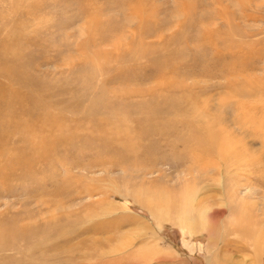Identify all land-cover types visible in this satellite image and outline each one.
Segmentation results:
<instances>
[{
	"label": "rangeland",
	"instance_id": "1",
	"mask_svg": "<svg viewBox=\"0 0 264 264\" xmlns=\"http://www.w3.org/2000/svg\"><path fill=\"white\" fill-rule=\"evenodd\" d=\"M263 236L264 0H0V264H261Z\"/></svg>",
	"mask_w": 264,
	"mask_h": 264
},
{
	"label": "bare ground",
	"instance_id": "2",
	"mask_svg": "<svg viewBox=\"0 0 264 264\" xmlns=\"http://www.w3.org/2000/svg\"><path fill=\"white\" fill-rule=\"evenodd\" d=\"M190 142H191V141H190ZM205 142H206V141H205ZM32 143H33V142H32ZM197 148H198V147H197ZM199 148H201V147H199ZM205 151H206V149H205ZM210 151H211V150H210ZM206 152H207V151H206ZM208 152H209V150H208ZM204 153H205V152H204ZM232 153H233V152H232ZM206 155H207V154H206ZM233 157H234V154H232V155H228L227 152L225 153V160H227L229 163L232 162L231 160H233ZM225 162H226V161H225ZM237 163H238V162H237ZM237 163H236V164H237ZM227 165H228V164H227ZM228 167H230V166H228ZM236 171H237V170H236ZM237 172H238V171H237ZM221 212H222V211H221ZM218 215L221 216L220 214H215V215H213L212 217L215 218V217H217ZM247 216H248V215H247ZM243 218H244V217H243ZM244 219H245V218H244ZM252 225H253V224H252ZM259 227H260V226H259ZM249 233H250V231H249ZM255 234H256V233H255ZM247 235H248V234H247ZM252 235H253V233H252ZM25 237H26V236H25ZM255 237H256V236H255ZM263 237H264V236H263ZM250 238H251V237H250ZM250 238H249V239H250ZM251 241H252V238H251ZM260 246H261V245H260ZM242 248H243V247H242ZM263 258H264V257H263ZM263 258H262V259H263ZM263 261H264V259L261 260L262 263H263ZM262 263H261V264H262Z\"/></svg>",
	"mask_w": 264,
	"mask_h": 264
}]
</instances>
